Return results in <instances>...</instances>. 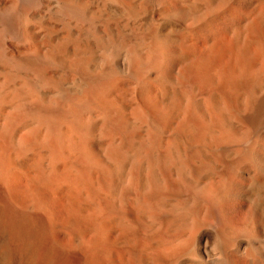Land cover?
<instances>
[{"label":"rangeland","instance_id":"rangeland-1","mask_svg":"<svg viewBox=\"0 0 264 264\" xmlns=\"http://www.w3.org/2000/svg\"><path fill=\"white\" fill-rule=\"evenodd\" d=\"M72 1L76 3L79 1V4L84 5L89 16L91 14V18L94 19L97 27L99 39L95 38V40L90 37L85 41L78 40L79 31L73 30L74 27L70 30L56 20L51 13L54 5L48 1L37 10L32 11L30 16L21 12L18 27L9 30L6 17L11 9L19 8V2L18 0H0V264H38L37 259H42L44 262L40 260L39 264H84L85 219L87 214L102 202L101 183L102 177L107 172L128 173L136 166L138 170L140 169L139 172L143 173L145 182H142L143 185H141L145 187L148 185L147 166L151 156H164L167 153L165 151L171 149L173 155L180 154L181 150H196L202 160L206 161L207 163H205L210 167L212 166L210 173L206 174V181H214L219 179L221 175L228 173L226 169L229 163H225V161H233L232 163H234L237 160V158L235 159L236 156H247L254 141L258 139L263 141V128L258 132L259 136L262 132L261 136L254 137L257 138L255 140L253 138L254 132L250 130L252 128L249 127V129L244 126L241 121L243 110L253 108L256 103L255 94L263 93L264 90V51L262 52L264 45H261V43L264 44L262 42L264 40V26L261 27L260 31L263 40L262 38L258 39L261 43L249 38L251 27L257 25L256 22L259 19L262 18L261 22L263 21L264 0H255V2L250 3L248 10L243 13V16L238 14L239 17L237 16L239 11L233 7L232 13L236 10L234 15L238 18L236 19L232 14L233 19L238 21L236 25L233 24V32L230 33L222 32V29L220 32V27L217 28L216 22L226 21L229 12L228 6L234 5L238 0H187V3L184 4H187V12H191L188 14L189 17L185 18L187 21L183 18L180 20V17L174 15L177 13L165 12L169 13L168 16H172L171 19L165 21L174 23L168 28L164 26L165 21L163 19L165 16L157 13L155 4L152 3L146 4L147 11L145 13H148L145 14L138 6L140 1H136V3L135 0H131L134 7L138 6V8L133 7L137 19L134 16L127 19L120 14L112 15L109 10L104 8V2L101 0ZM72 1L67 0V2ZM134 2L138 5L135 6ZM223 3L228 5L226 10ZM218 9L222 12L220 13ZM224 15L227 17L226 19H224ZM259 16L261 18L258 19ZM188 18L191 22H188ZM194 18H199V22L198 20L196 22L201 25L196 23L195 27L194 25L189 26L188 23L192 24ZM200 18L205 19L203 21ZM204 23L206 27L210 23L209 26L213 28L214 24L212 23H215L216 27L214 29L209 27L211 30L207 33L196 30L198 29L197 26H205ZM153 24L157 25L158 29L162 30V34H165L164 36L170 41L172 55L176 61V67L172 71L164 68L159 77L160 80L156 78V75H149L151 79L147 81L145 86L139 85L133 79L132 81L131 78L123 75L109 77L104 75L101 70L99 71L96 58L101 54V49L110 43L124 44L127 45L126 47L135 46L138 51L147 52L149 44H151L149 37L143 42L144 39L138 40L135 36L137 34L138 36L139 34L146 35ZM262 25H264L263 22ZM79 27L84 30L83 25ZM216 28L221 34L217 30L215 32L218 34L214 33ZM210 33H214L216 36L213 34V37ZM245 47H249L247 50L249 53L245 51ZM244 48V52L247 54L243 52ZM209 53L213 56L210 58V65L211 60H218L215 65L212 62V67L217 65L216 69L213 68L214 72L209 70L213 72V76L208 71L207 74L210 75V78L202 70L203 73L201 74L204 78L206 76V79H203L200 74V81L202 82L192 87V91L179 86L177 84L178 73L187 69L189 72L192 71L190 69H196L195 65L204 63ZM48 54L56 56V64L50 65L46 62ZM242 80L246 82L245 85ZM114 81L115 83H113ZM158 81H162L161 83L164 85L157 87ZM235 82L237 83L235 84ZM91 84L99 85L98 88L111 86L107 91L109 96L106 98V100L108 99L107 104L105 103L104 106L102 104L98 106L89 105V101L85 97L87 86ZM232 84L238 86V90H233ZM246 84L248 85L247 88ZM239 87H242L241 90ZM232 91H237L235 93L239 97L236 95V100L230 97L233 94ZM54 97L56 98L54 99ZM209 98L212 100V106L215 107L213 110L208 103ZM234 100L239 102H234ZM192 103L198 108V111L205 112L209 109L210 111L216 109V115L221 116L219 117L222 119L221 123L223 122L222 127L228 129L229 133L221 135L216 128L218 133H214L215 137L217 136L215 145L218 147L211 144L209 136L204 138L205 141L203 139L197 142L193 134L186 132L181 127L184 114ZM56 104L62 105L63 111H74L76 115L74 114L73 117H76L79 122L75 125L78 126H73L71 120L57 122V124H52L53 127H56L54 129L56 133H51L49 125L44 124V119L42 117L41 119L40 117L36 118V112L47 110V108L52 110ZM162 107L168 109L173 107L176 116H168L166 110L159 109ZM224 107L226 108L224 109ZM143 108L149 109L146 116ZM14 116L17 117V120L13 118ZM228 118H230L229 121ZM236 129L240 130L242 134V136L237 137L240 141L232 140L234 139V132L238 131H235ZM113 130L115 131L113 132ZM116 130L119 132L117 133ZM81 131L82 133H80ZM48 133L53 135H51L52 138L61 136L56 145L57 148L52 149L48 146V141L52 139L49 138ZM87 135L90 139L87 138ZM222 137L226 138L222 139ZM172 142L176 143L177 147L173 146L174 148H172ZM111 156H120L122 159L118 168L119 163H114ZM124 186L125 183L120 182L118 191L125 188ZM126 192H129V188L125 190ZM115 199L114 201H117ZM17 222L23 223V225L18 224L21 229L17 226ZM23 226L26 227L24 230ZM42 227L43 229H41ZM24 233H27L29 239H22ZM19 237L21 238L19 239ZM33 253L36 254L32 255ZM6 255L8 258L11 256L10 259ZM53 256H56L54 257L56 260Z\"/></svg>","mask_w":264,"mask_h":264},{"label":"bare ground","instance_id":"bare-ground-1","mask_svg":"<svg viewBox=\"0 0 264 264\" xmlns=\"http://www.w3.org/2000/svg\"><path fill=\"white\" fill-rule=\"evenodd\" d=\"M47 1L54 5V7L51 10L52 11L51 13L56 20L63 23V25L70 30L73 29L72 27H74L73 30L75 31L77 30V32L79 31V33L77 34L79 38L78 40L85 41L90 37L94 39L95 38L99 39L97 27L94 22V19L91 18V14L89 16L88 12L85 10L84 5L79 4V1L78 3H76V2H73L72 0H71L72 2H67V0L66 1H62V0H18L20 4V6L18 4V7L20 9L19 8L11 9L10 12L8 13V16L6 17L8 29L13 30L12 28L18 27V20H19L20 14L23 13L26 16L29 14L31 15L32 11L40 8ZM101 1L104 2V8H106V10H109L112 13V15L120 14L126 17L127 19H131V17L133 16L134 18H136L135 16L137 15L136 14L134 15L135 10L133 9L138 8V6L140 7V9H142L143 13H145L147 11L146 4H150V3L155 4L157 13L165 16V18L163 19L164 21L166 19L172 18V16H168L169 13H165V12L172 11V13L173 12L177 13L174 15L178 16V18L180 17L179 18L180 20L181 18H183L184 20L186 17H189L188 14L191 13V12L190 13L187 12L188 11V8L186 7L187 4H184L187 0H135V2L140 1L139 5L136 4L137 2L136 3L134 2L136 4L135 6L138 5L137 7H134V5L132 4L133 1L131 2V0H101ZM253 2H255V0H238L234 5H231V6H228L226 3H223L225 4L223 6L226 7L225 10L227 9V6L230 9L229 8L227 9L229 12L227 15L228 19L226 21L221 22V23L216 22L217 28L220 27V29L218 28L219 31L222 29L221 30L222 32L224 31L227 33L233 32L232 31L233 30L232 27H234L233 24L235 23L234 25H236L238 21V20L233 19V15L235 14V12H237L235 10L232 13L233 7L237 8V10L239 11L237 13V16L239 17L238 14H240V16L241 15L243 16V13H245L248 10L247 8L249 4ZM221 9L223 8L221 7ZM137 10L138 9H136V11ZM221 12L222 11L220 10V13ZM148 15H151V14H148ZM237 16L234 15L236 19H238ZM226 18L227 17H225L224 15V19ZM259 18H261V16H259L258 19ZM188 19H189L188 22H191L190 18ZM198 19L194 18L195 21L192 20L193 23L192 24L188 23V25L189 26L194 25L195 27L196 23L199 22ZM204 19L205 18H203L202 20L204 21ZM261 19H259V21L256 22L257 25H254L253 27H251V31H250L251 34L249 33L250 34L249 38L253 41L256 40V42L259 41L258 39L262 38V36H260L261 35L260 31H261V27L264 26L262 25V22L264 24V18L262 22H261ZM196 20H198V22H196ZM202 20L200 21L202 22ZM173 24L172 22L165 21L164 26L168 28L169 26H172ZM212 24H214L213 26L215 28L216 27L215 23H212ZM82 25L84 26V30L83 28L81 29L79 27ZM198 25H201V24L198 23ZM209 25L207 27H206V24L205 26H197L198 29L196 30H198L199 32L203 31L202 33L204 32L207 33L208 31L210 32L211 29H209L210 27ZM217 28L214 30L215 34L219 32ZM216 30L217 32H215ZM132 35L135 36L134 34ZM164 35L162 34V30L160 31L158 29V26L154 24L151 26V28L149 29L146 35L139 34L138 36L137 34L135 36L137 37L136 39L138 40L144 39L143 42L145 41L147 37H149V42L151 44H149L150 46L147 49V52L138 51L135 48V46L126 47L127 45H124V44L116 45L114 43H110L108 46L103 47L101 49V54L100 55L98 54L99 56L96 58L99 71L101 70L104 75L109 76V77H114V76L116 77L118 75L129 77L131 78V80L133 79L137 84L142 85V86L143 85L145 86V84H147V81L151 79L149 78V75L151 74L154 76L156 75V78L158 79L161 76V72L163 71L164 68H166L168 71H172V69L176 67L175 57H173L172 51H171L172 46L170 44L169 39H167V37H165ZM262 42L264 43V40ZM235 43L237 42L235 41ZM259 43L261 42L259 41ZM261 45H264V44L261 43ZM245 48L243 49V52L245 50L246 52L249 53V51H247L249 50L248 49L249 47L248 48L245 47ZM238 49L241 50V48H238ZM216 50L218 51V49H215V51ZM263 51H264V46H263L262 52ZM243 52L241 51V53ZM246 52L244 53L247 54ZM241 56L242 55H240V57ZM263 56H264V52H263ZM211 57L213 56L211 53H209L206 57V61H204V63L202 62L200 65L199 63L197 64V66L195 65L196 69L194 70L190 69V71L192 70L191 72H189L188 69L184 71H180V72L178 70L179 73H178V78H177V81H178L177 84H179V86H181L182 88L186 90L192 91L191 90L192 87L202 82L200 81L201 79L200 74L203 73L201 72L202 70L204 71V74L208 75L207 72L209 70H213V68L216 69L217 65L212 67L213 66L212 62H214V65H215L217 64L218 60L217 61L211 60L212 61L211 62L212 66H211L210 65ZM46 59H47L46 62H48L50 65H54L57 63V58L53 54H48ZM214 60H215V57H214ZM232 71H234L233 68H232ZM213 72L209 71V74L211 75ZM210 75L208 76L210 77ZM211 76H213V74ZM201 77H203V75ZM165 79H166V76H165ZM203 79H206V76L205 78L203 77ZM245 81H248V80L245 79ZM161 82L162 81H158V83L156 82L158 84L157 87L164 85ZM113 83H115V81ZM113 83L112 85H114ZM236 83L237 82H235V84ZM242 83L245 85L246 82L242 80ZM248 84L251 85L250 83ZM232 85H231V89L233 88ZM97 86L99 85H95V84L88 85L86 89L85 98L87 99V101H89V105L93 104V105L98 106L102 104L104 106L105 103L107 104L108 99L106 100V98L109 97L107 94V91L109 90V87L111 86L109 87L108 85L105 87L100 86L99 88ZM162 87L165 88L164 86ZM237 87L238 86H234L233 90L237 89ZM247 87L248 85L246 86V88ZM241 88L239 87V90H241ZM200 90L202 89L200 88ZM235 92L237 93V91ZM235 92L232 91L233 94H231L232 96H230L233 99H235L238 96ZM250 94H249V97H250ZM209 97L211 98V96ZM254 97L256 99V103L254 104V107L246 108L245 110H243L241 122L244 126L248 128L249 127L252 128V129L250 128L249 129L251 131L253 130L254 132L253 138L260 137L262 132L260 136L258 132L262 130L263 128V136H262L263 141H259V139L256 140L257 138L256 139L254 138L256 141H254L253 146L249 149L247 156L246 155L239 156V157L236 156L235 159L237 158V160L234 159L235 160L234 163H232L233 161H230V162L225 161V163H229L228 165L226 164L227 165L226 170H228L227 171L228 173L225 175H221L219 179L214 180V181H206L205 179L206 174L210 171V168L212 166L210 167L208 164H206L207 162L205 161L206 162L205 163L202 160L201 156L196 150H181L180 154L176 153L178 154L176 156V154L173 155V153L171 152L172 150L171 149V150L165 151L167 153H165L164 156H151L148 162L149 164L147 166L148 167V172H147L148 173L147 175L148 185L145 187L144 186L142 187L143 183L145 182L143 173L141 174V172H139L140 169L138 170L137 169L138 167L136 166H134L132 168V171H129L128 173L127 172H124V173L112 172V171L107 172L102 177V183H101L102 184L101 192H102V198H103L102 202L96 208H94L91 212H89V214H87L88 216H86L87 218L85 219L86 237H85V246H84V251H83L84 264H264V90H263V93L255 94ZM55 98L56 97H54V99ZM210 98L208 99V103L210 105L211 110H213V108L215 107L212 106L213 103H212V100H210ZM235 100L234 102H239ZM54 106L56 107L55 108L53 107L54 109L52 110H48L47 108V110L44 109V110H41L35 113L37 115L36 118L40 117L41 119L42 117L44 119V124L46 123L45 125L47 126L49 125V128L51 129V133H56L54 130L56 127H53L54 125L52 124L54 123L57 124V122L61 123L64 121L71 120L70 122L74 124L73 126L75 127L78 126V125H75V124H79V122L76 119V117H73L74 114L76 115L74 111L66 112V111H63V107H61L62 105L58 106L56 104ZM225 108L226 107H224V109ZM159 109L162 111L166 110V113L168 114V116L169 115L172 117L176 116L175 110L173 107H170L169 109L167 107L165 108L162 107ZM197 109L198 108H196L193 105V103L192 105L191 104L189 105V108L186 110L184 114L181 127H183V130H185L186 132L188 131V133L193 134L197 142H200L201 140L209 136L211 138L210 139L211 144L215 145L216 143L215 141H217V136L215 137L214 135V133L217 132L216 128H218L217 130H219V134L221 135H226L227 132L229 133V131L228 129L226 130L222 127L223 122L221 123V120H222L220 118L221 116L216 115L217 114L215 113L216 109L214 111H210V109L208 108L209 110L208 111L206 110L205 112L198 111ZM102 110L104 109L102 108ZM143 110H144V115L146 116L148 114L149 109L143 108ZM31 115L33 116V114ZM16 116H14L13 118L17 120ZM230 118H228V121ZM67 125H68V122H67ZM233 126L235 127V125ZM237 130L238 129H236L235 131ZM114 131L115 130H113V132ZM239 132L240 130H238L237 132H234V136L232 135L234 139L232 140L240 141L237 137L239 135L242 136V134L241 132L240 133ZM80 133H82V131ZM230 133L232 134V132ZM51 135L52 134L49 135V138H52ZM60 137L61 136L58 135V137H53L51 140L48 138L50 140L47 143L49 144L48 146H50L52 149L53 148L55 149L56 145L60 141L59 140ZM87 138L90 139L88 135H87ZM225 138L226 137L224 138L222 137V139H225ZM227 140H228V137H227ZM209 144H210V141H209ZM171 146L172 148L177 147L176 143L174 142H172ZM179 148H178V152H179ZM108 152L110 153V151ZM226 157L227 156H225V158ZM111 159L114 163H119L117 165V168H118V166L122 162V159L120 158V156H111ZM226 160H228V158H226ZM225 163L223 162V164ZM241 163H243L244 165ZM122 181L125 183V186H124L125 188H122L123 191L122 190L118 191V186L120 182ZM128 188H129V192L125 193V190H127ZM114 199L117 201H114ZM22 222L20 224L23 225ZM24 222L28 223L26 221ZM18 224L19 223L17 222V226L20 228L19 226L20 224L19 225ZM24 226H23V230L24 228H26ZM41 229H43V227ZM26 234L27 233H24V235H22L23 237L22 239L24 240L29 239V236ZM20 238L21 237H19V239ZM35 254L33 253L32 255H35ZM10 257L8 258L7 256L8 259H10ZM54 257L56 256H53V258ZM54 259L56 260V258ZM54 259L52 261H54ZM40 260L41 262H43L42 259ZM40 260L37 259L36 262L39 261L40 263ZM30 261L34 262L32 260Z\"/></svg>","mask_w":264,"mask_h":264}]
</instances>
